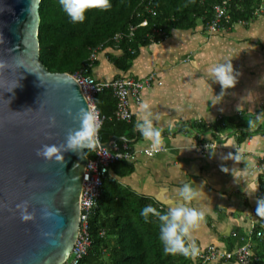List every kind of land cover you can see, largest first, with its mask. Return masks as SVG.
Wrapping results in <instances>:
<instances>
[{"label": "crops", "instance_id": "1", "mask_svg": "<svg viewBox=\"0 0 264 264\" xmlns=\"http://www.w3.org/2000/svg\"><path fill=\"white\" fill-rule=\"evenodd\" d=\"M109 52L101 55L113 67L104 73L95 67L92 72L99 81L123 75L109 62ZM226 60L240 75L220 102L216 95L221 87L208 69ZM151 75V85L143 90L140 103L131 100V109L136 124L144 115L141 103L148 104L160 144L153 146L136 129L135 159L128 161L133 172L119 182L164 208L167 200L180 199L182 185H191L198 194L188 206L204 213L191 233L197 250L210 245L229 250L235 238L241 239L235 243L237 249L251 232L264 230V222L255 214L264 175V121L252 129L247 124L264 112V9L250 22L215 32L201 23L193 30L171 31L162 42L142 48L126 74L135 80ZM206 144H213L215 155ZM157 148L162 151L152 157L144 153ZM236 149L239 161L222 159ZM111 177L117 179L113 173Z\"/></svg>", "mask_w": 264, "mask_h": 264}, {"label": "water", "instance_id": "2", "mask_svg": "<svg viewBox=\"0 0 264 264\" xmlns=\"http://www.w3.org/2000/svg\"><path fill=\"white\" fill-rule=\"evenodd\" d=\"M41 1L0 0V264H65L80 233L88 150L64 152L63 163L37 150L63 145L89 104L71 74L52 73L41 61ZM118 139L100 145L111 149ZM24 201L34 221L21 220L16 205ZM45 206L53 213L47 219Z\"/></svg>", "mask_w": 264, "mask_h": 264}, {"label": "trees", "instance_id": "3", "mask_svg": "<svg viewBox=\"0 0 264 264\" xmlns=\"http://www.w3.org/2000/svg\"><path fill=\"white\" fill-rule=\"evenodd\" d=\"M225 1L228 0H110L108 10L89 9L83 23H72L59 0H42L40 58L52 73L75 75L91 66L89 74L93 76L99 57L91 61L92 53L97 51L99 56L109 49V62L123 73L114 79L127 78L142 48L162 42L173 30H193L199 23L207 30L215 18V7ZM226 6L230 19L224 21V28L254 20L264 9V0H230ZM144 21L147 26H141ZM118 35L122 38L115 41ZM95 103L103 119L98 131L101 142L118 137L120 147L126 142L132 150V140L137 137L134 115L130 122L115 117L117 99L112 90L97 95ZM87 155L89 159L95 157L92 150ZM132 172L133 166L126 159L109 167L98 207L89 220L91 246L79 264H196L194 256L163 252L158 220L150 215L145 222L140 211L149 204L160 211L166 208L119 182ZM260 178V197H264V175ZM260 229L251 235L255 248L249 264H264V230ZM260 231L262 236L258 237ZM238 240L229 244L230 251L236 249L235 243L241 239Z\"/></svg>", "mask_w": 264, "mask_h": 264}, {"label": "clouds", "instance_id": "4", "mask_svg": "<svg viewBox=\"0 0 264 264\" xmlns=\"http://www.w3.org/2000/svg\"><path fill=\"white\" fill-rule=\"evenodd\" d=\"M59 4L63 12L67 15L72 23H83L85 21V14L89 9H98L106 11L111 7L110 0H59ZM208 73L213 78L214 82L221 87L220 94L216 95L217 100H223L224 95L228 89L234 88L239 71L233 67L231 60H226L222 63L216 64L208 69ZM76 99H79L78 97ZM213 105L217 103L211 102ZM219 104V103H218ZM140 108L144 110L143 118L136 124L135 128L140 135L147 141H150L153 146L160 144V132L158 128L153 126L152 113L149 110L147 103H141ZM239 110V107H238ZM69 116H73L71 108L66 109ZM78 120V127L70 130L65 138L63 145L44 144L37 150V155L46 161H55L58 163L64 162L63 153L69 150L79 152L82 149H92L99 131V121L97 116L90 110L89 107L81 106L76 116L73 117ZM158 119V116L155 117ZM264 121V112L257 113L255 120H247L248 128L252 129L257 122ZM50 123L55 124V119L51 118ZM211 155L215 152L210 149L209 144L205 145ZM239 150L235 153L229 152L222 157L225 160H240ZM182 166V165H181ZM227 167L221 165V170L226 171ZM197 190L191 185L185 183L178 190L179 200H167L166 210L160 211L151 204L145 205L140 215L145 222L149 221V216L155 217L159 222V240L163 245V252L169 255H184L194 256L197 254V248L192 241L191 233L194 229L200 226V222L204 218L202 210L195 207H189L188 202L192 201L197 196ZM246 194L251 195L246 192ZM255 214L264 222V197H258L255 201ZM29 203L24 201L16 205V209L20 213V218L24 222L35 220V216L29 212ZM44 218H49L53 215L48 207L43 209Z\"/></svg>", "mask_w": 264, "mask_h": 264}, {"label": "built area", "instance_id": "5", "mask_svg": "<svg viewBox=\"0 0 264 264\" xmlns=\"http://www.w3.org/2000/svg\"><path fill=\"white\" fill-rule=\"evenodd\" d=\"M229 1L230 0L225 1L223 4L215 7V18L212 23L208 25V31H218L224 27V21H229L230 16L228 15L226 6ZM141 26H147V21H144ZM134 29L135 28H132V31ZM121 38L122 36L118 35L114 40L119 41ZM98 57L97 51H94L90 60L95 61ZM90 67H86L84 71L78 72L72 76L80 85L90 110L97 116L100 125L99 130L103 119L97 109L95 97L106 90H112L117 99L115 117L118 120L130 122L133 117L131 100L140 103L143 90L151 85L154 76L151 75L139 80L127 77L109 81H99L89 74ZM100 142L101 140L98 135L95 142L98 143V148L94 151L95 157L89 159L84 173L83 188L80 198V233L73 251L65 264H79L89 251L91 246L89 220L92 213L98 207L99 199L102 195V185L109 174V167L119 160L126 159L129 161L135 159L134 149L130 150L131 147L126 142L120 147L114 140L111 142V149L101 147ZM209 146L214 147L213 144H209ZM161 151L162 149L157 148L145 150L144 153L152 157ZM261 171L264 173V167ZM251 235H253V232L250 233L248 241L244 245L232 251L222 249L216 245H210L204 249H199L197 250V254L194 255V260L196 264H249L253 260L255 248ZM257 235L258 237L262 236V232H258Z\"/></svg>", "mask_w": 264, "mask_h": 264}, {"label": "rangeland", "instance_id": "6", "mask_svg": "<svg viewBox=\"0 0 264 264\" xmlns=\"http://www.w3.org/2000/svg\"><path fill=\"white\" fill-rule=\"evenodd\" d=\"M103 55H99V57L101 58V65L99 66H96V69H98L97 70V72H99L100 70H102L103 71V73H104V70H105V68H109V67H113V66H111L109 63H107V61L106 60H104L105 58L104 57H102ZM237 121H238V119H236ZM250 235V234H249Z\"/></svg>", "mask_w": 264, "mask_h": 264}]
</instances>
